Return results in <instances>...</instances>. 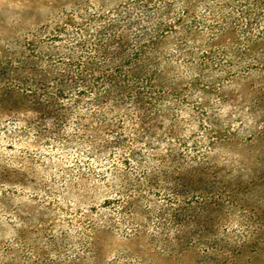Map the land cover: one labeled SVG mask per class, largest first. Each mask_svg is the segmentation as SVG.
I'll list each match as a JSON object with an SVG mask.
<instances>
[{"label":"rangeland","instance_id":"obj_1","mask_svg":"<svg viewBox=\"0 0 264 264\" xmlns=\"http://www.w3.org/2000/svg\"><path fill=\"white\" fill-rule=\"evenodd\" d=\"M0 264H264V0H0Z\"/></svg>","mask_w":264,"mask_h":264},{"label":"trees","instance_id":"obj_2","mask_svg":"<svg viewBox=\"0 0 264 264\" xmlns=\"http://www.w3.org/2000/svg\"><path fill=\"white\" fill-rule=\"evenodd\" d=\"M118 27L111 25L110 30H116ZM118 30V29H117ZM117 36L116 35H111L107 40L106 43L103 47H101L100 49V53L103 54L105 56L106 59V63H107V68H110L111 71L110 72H106L102 74V77H96L95 74L92 75V77L95 78V83L91 84L88 81V76L86 72L89 71H96L95 65L92 63V65L90 66H86V67H82L81 68V64H79L80 68L83 69L80 73V78H81V82L82 84H84L85 86V90L90 89L93 91H96L95 86L98 85V83L100 82L99 80L101 79L103 83H105V85H107L109 87V92L105 93V96L103 97H110L114 92H126L125 96L126 98L131 97L133 95L132 90H134L135 87V83L139 81V79L141 77H139L140 75L136 74L135 72H131V71H127L124 68V64L125 63H129L131 64L132 62H134V60H126L124 61V58H120V55H122L119 52H114L111 53L109 51V49L111 48L112 45H114L115 43L119 44L117 42ZM140 51L142 53L143 51V47H140ZM137 60V58H136ZM121 61V63L119 64V62ZM125 62V63H124ZM113 66V68H112ZM149 76L148 74L145 76V78H149L147 77ZM141 80V79H140ZM10 81L14 86L12 87H17L15 88L16 91H14L13 93L16 95H20V96H26L28 97L29 95H36V91L35 90H31L33 88V84H31L28 80V78L26 76H22V73H18L16 72L15 74V78L14 81L13 80H8ZM150 83V80H148ZM16 83V84H14ZM138 103L140 101V88L138 89ZM47 90H44L43 92H46ZM63 95H65V91L63 89H59L57 90V93L55 94V97H63ZM102 95V94H100ZM102 98H98L96 100L97 104H102ZM38 105V104H33V106Z\"/></svg>","mask_w":264,"mask_h":264}]
</instances>
